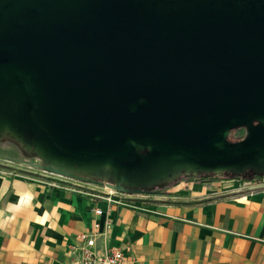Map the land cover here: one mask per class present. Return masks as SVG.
<instances>
[{
    "label": "water",
    "instance_id": "1",
    "mask_svg": "<svg viewBox=\"0 0 264 264\" xmlns=\"http://www.w3.org/2000/svg\"><path fill=\"white\" fill-rule=\"evenodd\" d=\"M0 131L67 177L264 163V0H0Z\"/></svg>",
    "mask_w": 264,
    "mask_h": 264
},
{
    "label": "crops",
    "instance_id": "2",
    "mask_svg": "<svg viewBox=\"0 0 264 264\" xmlns=\"http://www.w3.org/2000/svg\"><path fill=\"white\" fill-rule=\"evenodd\" d=\"M128 198L0 156V264H74L91 233L130 264H264L263 182L195 178Z\"/></svg>",
    "mask_w": 264,
    "mask_h": 264
},
{
    "label": "rangeland",
    "instance_id": "3",
    "mask_svg": "<svg viewBox=\"0 0 264 264\" xmlns=\"http://www.w3.org/2000/svg\"><path fill=\"white\" fill-rule=\"evenodd\" d=\"M246 135L245 128H240L231 131L230 139L233 141L241 140ZM31 135L29 133L24 134V142L11 135L10 133L0 131V156L8 161H13L20 165H27L39 172L44 171L52 176H61L66 179L76 180L84 183H89L93 186H99L105 192H112L121 198H128V196L134 197V195H150L152 193L164 192L166 189L179 182L180 180L195 179L202 176L213 177H226L231 174H262L264 177V163H257L255 166L241 167L240 169H229L219 173H200L193 175L187 171H180L177 173H169L165 178L156 180L155 183L150 181V178L143 177H126L122 178L121 175H116L109 168H103L97 173L84 174L82 177H67L59 173H54L48 169H45L46 162L44 159L35 153L34 150L28 146L27 142L31 141ZM29 164H35L29 165ZM84 177V178H83ZM258 183L263 182L257 181ZM256 183V182H253Z\"/></svg>",
    "mask_w": 264,
    "mask_h": 264
},
{
    "label": "built area",
    "instance_id": "4",
    "mask_svg": "<svg viewBox=\"0 0 264 264\" xmlns=\"http://www.w3.org/2000/svg\"><path fill=\"white\" fill-rule=\"evenodd\" d=\"M109 200L114 201L111 197H109ZM120 201L119 199L118 203ZM95 212L97 214L102 213L100 209H96ZM94 227L98 228L99 224L96 222ZM81 238L82 243L78 247L80 253L79 258L74 264H130L121 249H99L96 245V236L94 233L89 235L83 234Z\"/></svg>",
    "mask_w": 264,
    "mask_h": 264
},
{
    "label": "trees",
    "instance_id": "5",
    "mask_svg": "<svg viewBox=\"0 0 264 264\" xmlns=\"http://www.w3.org/2000/svg\"><path fill=\"white\" fill-rule=\"evenodd\" d=\"M233 141V140H232ZM201 179H210L209 176H202V177H199ZM215 178V177H213ZM228 178V179H237V180H243V181H248V182H256L257 181H262L264 180V177L262 174H248V175H244V174H231V175H226L225 179Z\"/></svg>",
    "mask_w": 264,
    "mask_h": 264
},
{
    "label": "bare ground",
    "instance_id": "6",
    "mask_svg": "<svg viewBox=\"0 0 264 264\" xmlns=\"http://www.w3.org/2000/svg\"><path fill=\"white\" fill-rule=\"evenodd\" d=\"M2 132V131H1ZM54 166L58 165V166H62V167H66V168H69L65 165H63L62 163H59V162H56V163H53ZM70 169V168H69ZM72 169V168H71ZM168 176V175H167Z\"/></svg>",
    "mask_w": 264,
    "mask_h": 264
}]
</instances>
